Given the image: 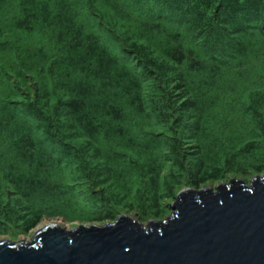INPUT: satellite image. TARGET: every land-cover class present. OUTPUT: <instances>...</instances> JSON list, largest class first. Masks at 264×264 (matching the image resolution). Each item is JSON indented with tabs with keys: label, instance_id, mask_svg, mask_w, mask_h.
Instances as JSON below:
<instances>
[{
	"label": "trees",
	"instance_id": "1",
	"mask_svg": "<svg viewBox=\"0 0 264 264\" xmlns=\"http://www.w3.org/2000/svg\"><path fill=\"white\" fill-rule=\"evenodd\" d=\"M6 8L0 236L61 217L58 201L84 187L93 204L163 198L167 212L180 185L262 171L264 125L244 122L231 144L207 118L215 102H264L239 71L264 69V0H0Z\"/></svg>",
	"mask_w": 264,
	"mask_h": 264
},
{
	"label": "water",
	"instance_id": "2",
	"mask_svg": "<svg viewBox=\"0 0 264 264\" xmlns=\"http://www.w3.org/2000/svg\"><path fill=\"white\" fill-rule=\"evenodd\" d=\"M170 218L128 216L65 231L48 225L29 243L0 241V264H264V175L247 186L179 192Z\"/></svg>",
	"mask_w": 264,
	"mask_h": 264
},
{
	"label": "rangeland",
	"instance_id": "3",
	"mask_svg": "<svg viewBox=\"0 0 264 264\" xmlns=\"http://www.w3.org/2000/svg\"><path fill=\"white\" fill-rule=\"evenodd\" d=\"M11 9V8H10ZM12 13L11 11L8 13V9L6 8L2 12H0V30L6 32L8 29L9 22L11 20ZM25 36L21 33H15L13 37L14 45H23L22 39ZM251 40H256L255 37H251ZM26 43V40H24ZM11 41H9V44ZM15 45V46H16ZM255 63L258 60H254ZM256 66H259L256 67ZM260 69V71L258 69ZM5 70V69H4ZM241 75L248 74V78L246 83L250 87H258L261 91H264V69L261 64L249 65V67L245 66L240 70ZM214 110L212 111L213 116L207 118L211 123V127L213 132H221V134L226 136V138L233 144L235 137L238 133L243 132L244 122L249 123L252 127L258 125H264V102H215L213 106ZM247 116V117H246ZM248 127V126H247ZM253 133L254 130H251ZM196 150L195 143L192 142L185 151L187 153H193ZM264 175V167L262 171L258 175H245L244 177L240 176H227L225 180L211 183L209 185L202 186L200 188L196 187H185L179 186V188L175 189V196L187 188L189 190H207L211 189L214 191L216 186H220L222 184L227 183L229 180H240L245 185H249L250 181L253 177ZM134 178V175H133ZM186 183V182H184ZM132 183H127L126 186H130ZM81 189V187H78ZM84 193L74 197L71 199V203L69 204L64 200L60 199L58 202L62 203L63 210L65 214H62L61 217H46L43 216L32 228L24 230V229H14L9 235H1V240H9L12 243H29L35 235V232L44 226L48 225H58L61 228H64L65 231H69L71 229H75L81 226H89V225H97L103 226L105 224H112L119 216H128L131 217L132 220L140 223V225L145 226L148 222H164L166 219L170 218L171 211V203L173 201L169 200L167 204L170 206L167 207V212L164 211V201L163 198L159 200H155L154 203H148L144 200V198H136L133 201H129L127 196L122 197V195L117 196L116 198H108V200L100 201L99 203L93 204L97 201L96 197H91L87 194L85 187L83 188ZM82 191V189H81ZM101 192H104L102 190ZM103 194V193H102ZM174 196V198H175ZM147 203V204H145ZM83 204H86L85 207H81ZM58 206L56 205L55 208ZM149 212H154L158 215V217H152L146 219L144 216L148 215ZM162 212V214H160ZM166 212V214H164ZM115 216L116 218L112 221H106ZM71 217L72 220H67ZM97 221V222H95ZM100 221L102 223H100ZM99 222V223H98Z\"/></svg>",
	"mask_w": 264,
	"mask_h": 264
},
{
	"label": "clouds",
	"instance_id": "4",
	"mask_svg": "<svg viewBox=\"0 0 264 264\" xmlns=\"http://www.w3.org/2000/svg\"><path fill=\"white\" fill-rule=\"evenodd\" d=\"M256 177H257V176H256ZM253 178H255V177H253ZM253 178H252V179H253ZM186 189H187V188H186ZM174 199H175V198H174ZM173 201H174V200H173ZM171 205H172V203H171ZM124 216H125V215H124ZM116 219H117V218H116ZM136 221H137V220H136Z\"/></svg>",
	"mask_w": 264,
	"mask_h": 264
},
{
	"label": "bare ground",
	"instance_id": "5",
	"mask_svg": "<svg viewBox=\"0 0 264 264\" xmlns=\"http://www.w3.org/2000/svg\"><path fill=\"white\" fill-rule=\"evenodd\" d=\"M58 226V225H57ZM64 229V228H63ZM65 230V229H64ZM72 230V229H71Z\"/></svg>",
	"mask_w": 264,
	"mask_h": 264
}]
</instances>
